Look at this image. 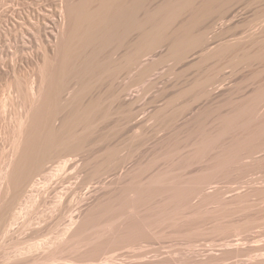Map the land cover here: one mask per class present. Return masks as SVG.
<instances>
[{
	"label": "bare ground",
	"instance_id": "6f19581e",
	"mask_svg": "<svg viewBox=\"0 0 264 264\" xmlns=\"http://www.w3.org/2000/svg\"><path fill=\"white\" fill-rule=\"evenodd\" d=\"M253 166L264 0H0V264L188 236L246 196L209 186Z\"/></svg>",
	"mask_w": 264,
	"mask_h": 264
},
{
	"label": "rangeland",
	"instance_id": "374dc122",
	"mask_svg": "<svg viewBox=\"0 0 264 264\" xmlns=\"http://www.w3.org/2000/svg\"><path fill=\"white\" fill-rule=\"evenodd\" d=\"M197 165L191 166L190 170L192 172L197 171V168L200 167ZM214 188H222L224 191L222 197L224 198H229L236 193L246 194V196L241 203L235 202L227 205L217 217L215 216L216 218L214 217L215 219L211 217L209 220L210 217H208L206 209L217 206V203H210L203 206V209L200 208L201 213H198L196 217L192 216L191 218L194 217L192 220H190L191 218L188 219L190 220L188 224L191 226L188 236L175 235L171 228H166L165 234L160 233L161 236L158 233H145V235L148 234L146 237L141 234L140 239L142 240L135 246L122 244V246L116 247L118 246L116 245L114 247L107 244L108 247L105 246L106 251L103 252L104 248L101 251L96 250L98 249L96 248L94 249L95 253L91 252V256L98 252H103L104 258L106 255L112 256V258L114 256L113 263L110 261L107 264H264V202H261L262 204L259 206L247 209L240 208L258 202L260 200L258 198L259 191H262L261 200H264V166H253L248 174L242 171L235 172L229 178L209 186V189ZM49 200L46 204L48 206L51 203ZM236 208L240 210L231 212ZM236 222L249 224L243 229L235 230ZM214 225L223 228L217 230L218 227ZM50 232L48 234L45 232L48 236V239L45 237V240L49 241V237L51 240V236H54L53 233H56ZM190 244H193L194 247L193 245L189 246ZM108 248L109 250H107ZM81 254L79 252L82 264H86V260H90V264H106L105 259H101V254L100 258L92 257V259L89 255L90 257L86 260ZM29 257L30 255L23 259L30 260L32 257L30 259ZM93 260H95L94 263ZM48 262L51 264V261ZM48 262L46 263L48 264Z\"/></svg>",
	"mask_w": 264,
	"mask_h": 264
}]
</instances>
